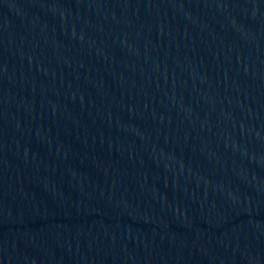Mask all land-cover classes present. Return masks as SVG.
<instances>
[{"label": "water", "instance_id": "1", "mask_svg": "<svg viewBox=\"0 0 264 264\" xmlns=\"http://www.w3.org/2000/svg\"><path fill=\"white\" fill-rule=\"evenodd\" d=\"M1 264H264V0H0Z\"/></svg>", "mask_w": 264, "mask_h": 264}]
</instances>
